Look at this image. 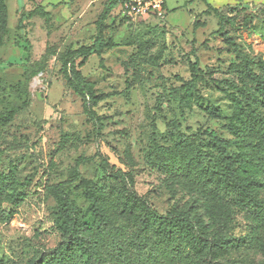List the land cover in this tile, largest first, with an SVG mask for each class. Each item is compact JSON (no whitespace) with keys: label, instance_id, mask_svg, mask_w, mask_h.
Wrapping results in <instances>:
<instances>
[{"label":"rangeland","instance_id":"374dc122","mask_svg":"<svg viewBox=\"0 0 264 264\" xmlns=\"http://www.w3.org/2000/svg\"><path fill=\"white\" fill-rule=\"evenodd\" d=\"M111 1L4 0L0 264H264V172L245 186L223 162L264 165V142L209 137L264 119L248 75L264 82V0H165L162 19L135 22L117 6L112 47L79 65ZM73 64L86 99L65 79ZM66 200L92 227L97 204L105 234L65 232Z\"/></svg>","mask_w":264,"mask_h":264},{"label":"trees","instance_id":"16d2710c","mask_svg":"<svg viewBox=\"0 0 264 264\" xmlns=\"http://www.w3.org/2000/svg\"><path fill=\"white\" fill-rule=\"evenodd\" d=\"M122 0H113L109 2L99 15L95 26H96V37L93 41V44L89 47L82 48L81 51H79V54L77 58H81L82 61L79 65H81L84 61L87 60L90 56H97L100 57L101 54L112 47L111 43H108L104 39V31H105V21L108 19L111 12L119 6ZM5 11L4 7V0H0V16ZM122 20L128 21L124 17H122ZM196 28V27H194ZM197 69V64H194V69ZM64 73H65V79L67 80V83L69 84L70 88L74 91L75 94H78L83 99H86L87 94H89L90 91V84L85 81L84 77L80 73V71L76 70L74 68V64L72 67H70V72H67V67L64 66ZM250 80L252 83L256 84L258 87L264 84L261 77H258L251 72L248 73ZM86 112H88L92 116V112L89 108L85 109ZM210 115L214 119H220L219 113L216 111H211ZM242 125L240 127H226L225 129L229 131L231 136L234 138L233 140H220L217 138V135L214 131L209 132V137L211 138L212 142L214 143V146L222 149V148H229L231 146H235L238 148H241L245 146L246 140L248 138H254L257 136H260V139L262 142H264V119L252 116L249 117L247 121H242ZM85 162V159H80L77 162V165ZM223 162L226 164V168L231 170L235 166H238V170H241L244 174L248 175L247 179L245 181L241 180V183L245 186H257L259 187L260 184L256 181V175L262 171L264 172V165L259 164L258 162L250 161L249 157L243 153H238L233 157H225L223 159ZM178 162L176 161V157L169 160V163L166 168L169 167H176L178 166ZM170 169V168H169ZM230 172V171H229ZM136 202L137 207H141L142 203L141 200L138 198H135L134 200H127L122 212H127V208H131L130 203ZM143 207V205H142ZM93 213L96 215L94 226L92 227L89 223L86 221H82V218L79 216L78 210L74 207L73 204H70L68 200H66V204L63 206L62 211V226L65 230V232H68L70 235L73 233H81L83 230H91L95 233H99L100 235H104L105 232L102 231L105 230L104 226L107 224L108 218L105 216L100 208L96 204V208L94 209ZM36 264V263H33Z\"/></svg>","mask_w":264,"mask_h":264},{"label":"built area","instance_id":"2783aa9c","mask_svg":"<svg viewBox=\"0 0 264 264\" xmlns=\"http://www.w3.org/2000/svg\"><path fill=\"white\" fill-rule=\"evenodd\" d=\"M165 0H122L119 12L128 21L144 18L162 19L165 12Z\"/></svg>","mask_w":264,"mask_h":264},{"label":"crops","instance_id":"0c3cea01","mask_svg":"<svg viewBox=\"0 0 264 264\" xmlns=\"http://www.w3.org/2000/svg\"><path fill=\"white\" fill-rule=\"evenodd\" d=\"M165 5H166V3H165ZM165 5H164V6H165Z\"/></svg>","mask_w":264,"mask_h":264}]
</instances>
